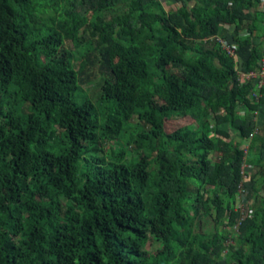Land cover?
Masks as SVG:
<instances>
[{"label": "trees", "instance_id": "trees-1", "mask_svg": "<svg viewBox=\"0 0 264 264\" xmlns=\"http://www.w3.org/2000/svg\"><path fill=\"white\" fill-rule=\"evenodd\" d=\"M262 2L0 0V264H264Z\"/></svg>", "mask_w": 264, "mask_h": 264}, {"label": "rangeland", "instance_id": "rangeland-1", "mask_svg": "<svg viewBox=\"0 0 264 264\" xmlns=\"http://www.w3.org/2000/svg\"><path fill=\"white\" fill-rule=\"evenodd\" d=\"M167 2V1H166ZM166 2H164L165 4H166ZM168 3V2H167ZM166 6V8L167 9H169V5L168 4H166L165 5ZM260 8H261V10L263 9L264 10V0H263V2L261 3V5H260ZM230 28V31L231 32H233V28L230 26L229 27ZM229 28H228V30H227V32L226 33H231V32H229ZM227 41L228 42H230L231 44H233V42L232 41H230L229 39H227ZM78 51V50H77ZM80 56V53L78 52H76V57H79ZM262 108L264 109V105L262 106ZM240 111L242 112V116L246 113V112H248L249 111V108L248 107H246L245 105H243V106H241L240 107ZM264 111V110H263ZM250 119H251V125H253V127L255 126V129H254V131L256 130V128L258 127V126H260L261 125V128H262V119H263V116L260 114V111H258V114L257 115H255L256 114V112L255 111H253L252 112V110L250 111ZM189 121H191V119H189V117H186L185 119H179V120H176V121H172L171 123H172V127H176V126H178V125H180V124H185V123H187V122H189ZM258 125V126H257ZM222 126V128H225L226 126H228L229 128L232 126L231 125V123L230 122H227L226 124H222L221 125ZM238 134H239V130L238 129H236V128H233V129H231V136L232 135H234L235 137H238ZM252 136H253V134L252 135H249V137H250V139L249 138H247V140H242L241 141V144H240V146L242 147V148H244V150H247L248 149V147H249V142H250V140H251V138H252ZM238 139V138H237ZM248 151H246V153H247ZM253 154V156H256V154L255 153H252ZM249 156H250V153H249ZM252 156V155H251ZM248 158V155L247 156H244V160H246L247 158ZM249 165V166H248ZM253 166V168L251 167V166ZM252 168V169H251ZM254 169H256V167L253 165V164H251L250 162H247V161H244L243 162V164H242V172L246 175L247 174V172H251L252 170H254ZM240 200H241V198L240 197H237L236 198V202H235V207H236V210L238 211V213H239V218L241 217V215H242V212H241V210L245 207V210H244V214H249V212L250 211H252V206H253V204L255 203L254 202V199L253 198H251L250 199V201H247V200H245L244 202H240ZM251 209V210H250ZM208 228V230H212V228H213V225H209V227H207ZM231 230V228L230 227H228L227 228V231H230ZM232 237H234V235L232 234V236H230V238H229V241H228V243H232V241H233V238Z\"/></svg>", "mask_w": 264, "mask_h": 264}, {"label": "built area", "instance_id": "built-area-1", "mask_svg": "<svg viewBox=\"0 0 264 264\" xmlns=\"http://www.w3.org/2000/svg\"><path fill=\"white\" fill-rule=\"evenodd\" d=\"M219 38H220V41L222 42V46L231 54V55H234L235 54V52H236V45H235V43L233 42V44H231L230 42H228L227 41V39H225V38H223L222 36H219ZM261 62H262V71L261 72H256V71H249V72H245V71H242V70H240L239 69V63H238V61L236 60V71H237V73L239 74V76L243 79V81L244 82H247V81H249V80H251V79H254V81H255V84H256V86H257V88H261L263 85H264V56H263V58H262V60H261ZM258 89V90H259ZM253 95L255 96V97H257V96H259L260 95V93H259V91H254L253 92ZM258 131V129H256V131L255 132H257ZM254 132V133H255ZM254 133H252V134H254ZM243 173V172H242ZM243 178H244V180L246 181V182H248V172H247V174L245 175L244 173H243ZM244 192H246V191H244Z\"/></svg>", "mask_w": 264, "mask_h": 264}, {"label": "clouds", "instance_id": "clouds-1", "mask_svg": "<svg viewBox=\"0 0 264 264\" xmlns=\"http://www.w3.org/2000/svg\"><path fill=\"white\" fill-rule=\"evenodd\" d=\"M254 87H256V88H254V89H252V92L250 93V95H249V97L251 98V99H259L261 96H262V93H261V90L259 89V88H257V86H256V84H255V86ZM259 89V90H258ZM254 91H259V93H260V95L259 96H257V97H255L254 95H253V92ZM255 112H256V114L255 115H257L258 114V111L259 110H254ZM256 129H258V128H256ZM256 131V130H255ZM254 131V132H255ZM254 132H252V133H254ZM252 133L250 134V135H252ZM256 133V132H255ZM254 135V134H253ZM253 137V136H252ZM249 139H250V137H248ZM249 150V147H248V149L247 150H244L245 151V153H246V151H248ZM248 153V152H247ZM249 166V165H248ZM251 166V165H250ZM252 168H253V166H251ZM251 168V169H252ZM254 172H255V169L254 170H252L251 172H248V182H246L245 180H244V178H243V173H242V166H241V175H242V181L240 182V184H239V188H238V192H237V197H240L241 198V200H240V202H244L245 200H247V201H250V199H251V194H250V191H251V186L249 187V188H247L248 187V185H249V183H251V179H252V176H253V174H254ZM244 191H246V192H244ZM244 210H245V207L241 210V212H242V215H241V217L238 219V221H237V223L236 224H234L233 226H232V229H234V230H238L239 228V226H240V222H241V220L246 216V214H244ZM248 215V214H247Z\"/></svg>", "mask_w": 264, "mask_h": 264}]
</instances>
